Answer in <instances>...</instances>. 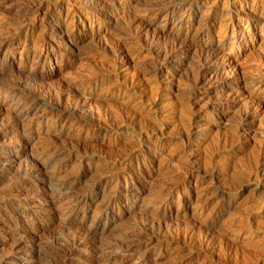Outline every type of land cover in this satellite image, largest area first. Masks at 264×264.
I'll return each mask as SVG.
<instances>
[{"label":"rangeland","instance_id":"374dc122","mask_svg":"<svg viewBox=\"0 0 264 264\" xmlns=\"http://www.w3.org/2000/svg\"><path fill=\"white\" fill-rule=\"evenodd\" d=\"M6 36L0 264H264V0H0Z\"/></svg>","mask_w":264,"mask_h":264},{"label":"bare ground","instance_id":"6f19581e","mask_svg":"<svg viewBox=\"0 0 264 264\" xmlns=\"http://www.w3.org/2000/svg\"><path fill=\"white\" fill-rule=\"evenodd\" d=\"M98 3H100L101 6H103L105 9H107V10L109 9V7L105 6V5H107L106 1H99ZM38 5H41V3L39 2ZM45 5L46 4H44V7H45ZM152 6H153V8L156 9V8H158L160 6V3L159 2H153ZM46 7H48V5H46ZM36 8H37V6H36ZM111 13L120 14L119 12H116L115 10H111ZM260 17L261 16H257V17L254 16V17H252L250 19L253 22H258V20L261 19ZM132 20H133L132 21V24H133L132 26L136 25L138 28H141L142 30H146V29L148 30L152 26V19H150L145 13H143L142 15L134 16ZM234 31H235V25H232V24H228L227 26L225 25V28L222 31V33L219 35V37L224 38L225 35H228V33L231 35V37H233ZM58 33L61 35V37H63V39L65 40L66 43L76 42L80 38H82V40H84V39L87 40L89 38H92V36L90 34H88L87 32H85V31H81V30L72 31V30H69V28L66 27L65 25H63V26L58 28ZM184 38H185V36H184ZM8 40L9 39H7V36L0 39V50L8 43ZM184 43H185V40H183L182 38L180 40V38L174 37L172 40L170 39V42L164 43L163 47L159 50V52H158L159 54L158 55L160 56V58L162 57V59L163 58L170 59L171 56L174 55V53H176L179 50L183 49ZM188 43H190V42H188ZM187 47H191L193 51L195 50L193 44L188 45ZM114 50H116L117 53L120 54V55L125 54V52H126L125 49H123L121 47H118V48H116ZM199 51H202L204 53L203 57H201V59H200V64H199V67H198L199 68V70H198L199 72L197 71L201 75L202 78H206L208 80L217 79L216 82L218 83L219 89H221V90L230 89V93H232V94H236L237 93L236 89H240L242 86H244L245 81L242 80L240 77L238 78V77L233 76L231 80H227V79L223 80L222 78L220 79L218 74H217L216 68H214L212 65H210L211 62L213 61V59L220 52V47L219 46H207V47L205 46V47L201 48V50H199ZM233 89H234V91H233ZM230 101L232 102L234 100H230ZM15 105H16V107L19 106V108H20L19 103H16ZM249 112L250 111L245 112L244 117H248L250 119H253V118L256 117L255 116L256 113L253 112V113L249 114ZM15 125H18V121H17V119L15 117H11V120L9 119V122H7V124H6V127L15 126ZM3 133H5V132H3ZM187 134L189 135V131L187 132ZM185 136H186V138L188 137L186 135V133H185ZM19 139H21V138H19ZM22 142H23V144H27L28 141L27 140L24 141L22 139ZM40 171H42L40 168L34 170V172H40ZM255 172H256V170H255ZM108 180H110V179H108ZM138 240H136V241H138ZM101 245H102V243H101ZM125 247L127 248V245H125L124 242H116V243H111V244H106L105 243V246L103 247L102 250L108 251V252L109 251L113 252V250H122L123 248L125 249Z\"/></svg>","mask_w":264,"mask_h":264}]
</instances>
